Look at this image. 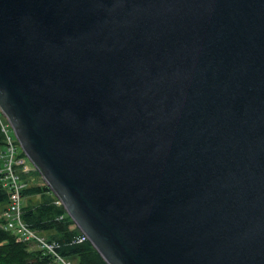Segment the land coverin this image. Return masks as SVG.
<instances>
[{"label":"water","instance_id":"water-1","mask_svg":"<svg viewBox=\"0 0 264 264\" xmlns=\"http://www.w3.org/2000/svg\"><path fill=\"white\" fill-rule=\"evenodd\" d=\"M0 109L107 264H264V0H0Z\"/></svg>","mask_w":264,"mask_h":264},{"label":"trees","instance_id":"trees-1","mask_svg":"<svg viewBox=\"0 0 264 264\" xmlns=\"http://www.w3.org/2000/svg\"><path fill=\"white\" fill-rule=\"evenodd\" d=\"M5 149L4 136L0 130V153ZM25 156L22 152L21 157ZM2 161H0V171ZM37 175H40L36 170ZM29 175H23L26 182ZM52 194L51 189L43 182L41 185L27 186L22 190L23 221L34 231L48 241L59 244L58 252L73 262V264H107L93 245L86 241L76 243L82 234L64 208L54 205V200L46 198ZM34 196L44 197L37 205L27 203V199ZM9 202L7 189L1 182L0 174V216L6 210ZM63 216L62 220L59 218ZM5 220L0 218V264H54L51 256L39 250L33 242H17L16 235L6 231L3 226Z\"/></svg>","mask_w":264,"mask_h":264},{"label":"built area","instance_id":"built-area-1","mask_svg":"<svg viewBox=\"0 0 264 264\" xmlns=\"http://www.w3.org/2000/svg\"><path fill=\"white\" fill-rule=\"evenodd\" d=\"M0 130L5 142V149L0 153V161H2L1 182L9 194L8 206L0 216L6 222L3 228L6 231L13 232L17 237V242H33L44 254L51 256L54 264H73V262L58 252L59 244L56 241H48L23 221L22 190L27 186V182L23 180L22 176L29 175L32 170H35L30 168L29 161L24 158L25 156L21 157L23 151L21 153L18 152L21 147L20 143L12 125L1 109ZM54 205L65 209L63 202L57 197L54 200ZM62 219L63 216L59 218V220ZM86 241H89V239L83 233L75 240L76 243H84Z\"/></svg>","mask_w":264,"mask_h":264},{"label":"rangeland","instance_id":"rangeland-1","mask_svg":"<svg viewBox=\"0 0 264 264\" xmlns=\"http://www.w3.org/2000/svg\"><path fill=\"white\" fill-rule=\"evenodd\" d=\"M21 151H23V150L20 147L19 150H18V152L21 153ZM24 158L29 161V159L27 158L26 155H25ZM29 166H30V168L34 169L35 171H33V170L31 171L30 176H29V178L26 181L28 183V186L41 185V184H43V182L45 183V181L43 180V178L41 177V175H37V173H36V170L37 169L34 167V165L30 161H29ZM46 196H47L46 198H50V199H53V200L56 199V196L54 195L53 192H52V194H49V195H46ZM43 199H44V197L42 198L41 196H34V197L30 198V199H27L26 201L29 204L37 205L40 202H42ZM23 203L25 204V200H24Z\"/></svg>","mask_w":264,"mask_h":264}]
</instances>
